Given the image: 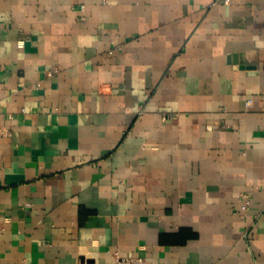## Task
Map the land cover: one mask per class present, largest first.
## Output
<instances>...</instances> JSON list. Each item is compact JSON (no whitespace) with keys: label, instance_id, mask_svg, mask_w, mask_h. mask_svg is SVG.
<instances>
[{"label":"crops","instance_id":"1","mask_svg":"<svg viewBox=\"0 0 264 264\" xmlns=\"http://www.w3.org/2000/svg\"><path fill=\"white\" fill-rule=\"evenodd\" d=\"M114 253L264 264V0H0V264Z\"/></svg>","mask_w":264,"mask_h":264},{"label":"built area","instance_id":"2","mask_svg":"<svg viewBox=\"0 0 264 264\" xmlns=\"http://www.w3.org/2000/svg\"><path fill=\"white\" fill-rule=\"evenodd\" d=\"M22 45H23L22 41H19L17 43L18 47H22ZM247 103L249 104L250 102H247ZM248 205H249V199L247 198V196H243V203H242V206L240 207V209L242 211H245L247 209ZM113 258H114L113 264H146L145 259L142 257H131V256L122 257L118 253H114Z\"/></svg>","mask_w":264,"mask_h":264}]
</instances>
